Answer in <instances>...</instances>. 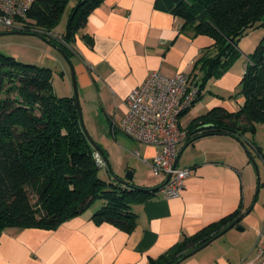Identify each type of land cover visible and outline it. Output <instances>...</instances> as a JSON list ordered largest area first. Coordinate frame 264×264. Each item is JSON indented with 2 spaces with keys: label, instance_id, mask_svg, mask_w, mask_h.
<instances>
[{
  "label": "crops",
  "instance_id": "1",
  "mask_svg": "<svg viewBox=\"0 0 264 264\" xmlns=\"http://www.w3.org/2000/svg\"><path fill=\"white\" fill-rule=\"evenodd\" d=\"M61 33L52 32L57 40ZM210 42L206 35L184 31L180 20L160 9L156 0H101L73 41L66 44L78 97L90 117V126L108 127L110 132L113 126L111 134L118 138L123 133L118 127L130 90L155 69L166 74H191ZM37 59L38 64L42 62ZM227 70L201 89L187 122L214 106L230 111L238 108L243 97L229 96L235 94L242 73ZM61 75L67 86L56 87L52 76L54 93L73 95L64 66ZM213 84L218 91L213 90ZM181 125L186 128V124ZM118 139L124 144V162L112 161L113 173L118 176L121 168H131L138 186L155 188L162 184L164 175L154 172L151 165L159 148L124 136ZM186 141L178 145L177 166L189 169L179 195L165 198L157 189L146 200L134 201L130 232L110 221H96L92 214L100 202L97 208L86 212L87 208L52 229L5 228L0 234V264H148L185 236L255 204L259 199L257 190L253 193L255 173L264 169V124H256L254 133L245 132L240 140L229 134H209L191 143ZM104 154L109 162L106 149ZM262 223L264 198L254 215L248 213L238 223L241 230L228 229L178 264H257L255 247Z\"/></svg>",
  "mask_w": 264,
  "mask_h": 264
},
{
  "label": "trees",
  "instance_id": "2",
  "mask_svg": "<svg viewBox=\"0 0 264 264\" xmlns=\"http://www.w3.org/2000/svg\"><path fill=\"white\" fill-rule=\"evenodd\" d=\"M69 1L33 0L20 19L21 31L48 38L70 57L66 44L101 0H77L57 40L52 30ZM156 5L175 15L184 31L211 39L191 71L200 90L207 79L221 76L241 55L238 40L264 25V0H156ZM245 56L240 90L229 96L243 97L238 108L230 111L218 105L190 119L186 143L209 134H229L240 140L243 133H254L256 124H264V40ZM53 73L51 67L23 63L0 52V234L8 227L52 229L95 201L101 202L92 214L96 221H110L130 232L135 219L131 204L146 200L160 185L123 186L98 176L97 151L80 121L74 96L54 93ZM105 164L113 172L109 162ZM241 212L236 210L185 236L148 264H172Z\"/></svg>",
  "mask_w": 264,
  "mask_h": 264
},
{
  "label": "built area",
  "instance_id": "3",
  "mask_svg": "<svg viewBox=\"0 0 264 264\" xmlns=\"http://www.w3.org/2000/svg\"><path fill=\"white\" fill-rule=\"evenodd\" d=\"M33 0H0V24L7 30H21ZM201 90L196 79L186 71L166 74L152 70L145 80L130 90L126 97V111L119 129L135 141L156 146L159 152L153 156L151 165L156 173H162L166 182L158 191L165 198L178 196L184 179L189 173L186 167L175 164L178 145L188 136L187 128L181 125V115L197 100ZM111 132L114 131L111 126ZM98 152L95 159L103 164ZM257 264H264V223L259 230L255 247Z\"/></svg>",
  "mask_w": 264,
  "mask_h": 264
},
{
  "label": "rangeland",
  "instance_id": "4",
  "mask_svg": "<svg viewBox=\"0 0 264 264\" xmlns=\"http://www.w3.org/2000/svg\"><path fill=\"white\" fill-rule=\"evenodd\" d=\"M77 0H70L69 4L62 15V17L59 19L57 24L54 26L52 32H54L56 35L58 33H61L65 30L66 28V21H67V15L70 9L71 4H75ZM8 31L6 28H4L3 25L0 24V32ZM54 34V35H55ZM264 40V25L258 26L256 28H253L248 31L246 35L241 37L238 40V47L242 51L241 55L231 64L228 70H231V72L235 73H242L241 77L244 73V70L246 68V61L247 58L245 55L250 54L255 51L259 43ZM0 52L3 53L4 55H10L14 57L16 60L23 62V63H34L38 64L36 62V59L39 58L42 60L40 65L51 67L54 70L53 77L55 80L56 87L62 86L63 89L66 88V80L65 78H62V75L60 74L62 72L63 66L67 70V73L69 74L70 80H68L69 84H71V68L69 63L63 58L62 54L57 50V48L52 45L49 42L48 38H42L37 34H30V33H5V34H0ZM58 59H54V58ZM38 61V59H37ZM227 70V71H228ZM199 76L201 77L200 71H198ZM238 79L237 82V89L236 92L238 93L240 90V79ZM215 78H209L205 81L204 83V88H206V85L211 84V82ZM213 90L218 91L216 84H213ZM57 92L61 93L59 89L57 88ZM235 92V93H236ZM80 102V98H79ZM242 102V101H241ZM240 102V103H241ZM81 106V103H80ZM81 112H82V118L83 122L85 125V128L87 129L88 134L90 137L96 142L101 148L104 150L106 149L108 159H109V164L110 168L114 172L111 163L116 162L118 164L119 162H124L123 161V151L122 147H124V144L121 143V141L118 139L120 136H124L128 139L126 135L123 133H119L118 138L114 137L113 134H111L110 130L108 127L101 128L99 126H95L92 128L90 126V117L88 116L87 111H83L82 106H81ZM193 115V108L190 107L185 113L181 115V122L182 124L187 125L188 118ZM95 122H97L96 119H94ZM185 125V126H186ZM99 139V140H98ZM127 151V150H126ZM104 162V161H103ZM116 164H114V167H117ZM122 167V165H120ZM133 172L131 168H126L123 170H118L119 175L117 176L113 172H109L106 170L105 164L100 165L99 170H98V176L105 180L107 183L108 182H115L116 179H123L128 181L130 184L138 186L136 183H138L137 177L135 178L132 175L131 179H126V173L127 172ZM258 172V171H257ZM257 176L259 177V183L260 186H257ZM117 182V181H116ZM254 190L253 193L256 192L259 195V199L255 200V204H253V207L249 213L251 215L256 213V210L259 208L261 205L262 198H264V169H261L260 172H258V175L255 173V178H254ZM260 192V194H259ZM257 195V196H258ZM31 201H35V197L31 195L30 197ZM100 205V201H95L89 209L86 210H93L97 208Z\"/></svg>",
  "mask_w": 264,
  "mask_h": 264
},
{
  "label": "water",
  "instance_id": "5",
  "mask_svg": "<svg viewBox=\"0 0 264 264\" xmlns=\"http://www.w3.org/2000/svg\"><path fill=\"white\" fill-rule=\"evenodd\" d=\"M5 33H30V34H35V33H32V32H28V31L26 32V31H21V30H8V31L0 32V34H5ZM55 47L57 48V50L62 54L63 58L70 65V68H71V84H72L73 96H74V100H75V103H76V106H77V110H78V113H79L80 121H81V123H82V125H83V127H84V129L86 131V135H87L89 141L93 144V146L96 149V151L99 153V155L103 159V161L105 163H108V160H107L106 156L104 155L101 147L96 142H94V140L88 134L87 129L85 128V125H84V122H83V118H82V112H81V106H80V102H79V97H78V89H77V85H76V78H75V75H74L73 63L71 62L70 58L65 54V52L60 47H58V46H55ZM178 158H179V153H178L177 158L175 160V164H177ZM125 177L128 180L131 179L132 178V172H129L128 171L126 173V176ZM169 177H170V173L166 175V177L164 179V182H166ZM116 181L119 182L123 186H128V184H129L128 181L123 180V179H116ZM252 206H253V202L250 204V206H248V208H246L244 211H242L237 217H235L225 228H223L222 230H220L216 235H214L212 238H210L209 240H207L206 242H204L203 244H201L197 248H194L193 250L187 252L186 254H184L183 256H181L180 258H178L172 264H178L181 261H183L184 259H186L189 256L193 255L199 249L203 248L204 246H206L207 244H209L212 240H214L217 237L221 236L228 229H230L232 227H235L236 229L241 230L242 229V226H239L238 223L250 212Z\"/></svg>",
  "mask_w": 264,
  "mask_h": 264
}]
</instances>
